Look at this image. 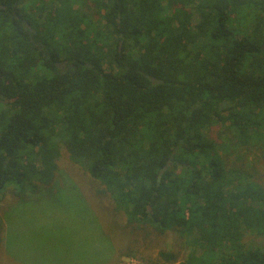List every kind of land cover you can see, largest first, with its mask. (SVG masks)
<instances>
[{
    "label": "trees",
    "instance_id": "obj_1",
    "mask_svg": "<svg viewBox=\"0 0 264 264\" xmlns=\"http://www.w3.org/2000/svg\"><path fill=\"white\" fill-rule=\"evenodd\" d=\"M36 2L0 0V205L64 147L126 226L198 246L154 264H264V0Z\"/></svg>",
    "mask_w": 264,
    "mask_h": 264
},
{
    "label": "rangeland",
    "instance_id": "obj_2",
    "mask_svg": "<svg viewBox=\"0 0 264 264\" xmlns=\"http://www.w3.org/2000/svg\"><path fill=\"white\" fill-rule=\"evenodd\" d=\"M25 5V11L34 12L41 3L33 6L26 0ZM181 8L182 4H174L171 9ZM255 157L250 161L264 187V163ZM56 163L54 182L42 196L13 191L0 205V264H154L162 261L160 252H172L183 260L198 249L176 227L161 234L152 227L126 226L123 215L111 207L110 196L95 195L101 188L86 170L71 163L64 147ZM36 166L41 167L39 161ZM243 245L264 249V235L248 232Z\"/></svg>",
    "mask_w": 264,
    "mask_h": 264
},
{
    "label": "flooded vegetation",
    "instance_id": "obj_3",
    "mask_svg": "<svg viewBox=\"0 0 264 264\" xmlns=\"http://www.w3.org/2000/svg\"><path fill=\"white\" fill-rule=\"evenodd\" d=\"M64 65V64H63ZM63 65H60L62 68L64 67Z\"/></svg>",
    "mask_w": 264,
    "mask_h": 264
}]
</instances>
